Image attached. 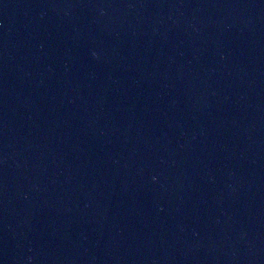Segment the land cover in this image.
I'll list each match as a JSON object with an SVG mask.
<instances>
[{"label": "water", "instance_id": "1", "mask_svg": "<svg viewBox=\"0 0 264 264\" xmlns=\"http://www.w3.org/2000/svg\"><path fill=\"white\" fill-rule=\"evenodd\" d=\"M0 264H264V0H0Z\"/></svg>", "mask_w": 264, "mask_h": 264}]
</instances>
